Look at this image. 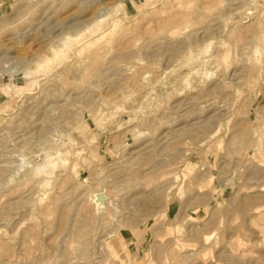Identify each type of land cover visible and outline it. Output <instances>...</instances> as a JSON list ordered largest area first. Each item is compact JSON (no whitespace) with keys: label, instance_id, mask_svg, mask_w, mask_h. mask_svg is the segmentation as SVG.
Wrapping results in <instances>:
<instances>
[{"label":"rangeland","instance_id":"obj_1","mask_svg":"<svg viewBox=\"0 0 264 264\" xmlns=\"http://www.w3.org/2000/svg\"><path fill=\"white\" fill-rule=\"evenodd\" d=\"M0 264H264V0H0Z\"/></svg>","mask_w":264,"mask_h":264}]
</instances>
